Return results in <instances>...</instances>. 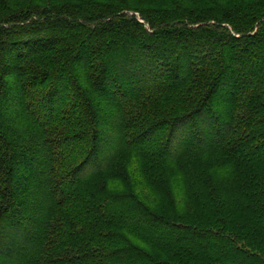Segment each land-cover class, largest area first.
<instances>
[{
	"label": "trees",
	"instance_id": "obj_1",
	"mask_svg": "<svg viewBox=\"0 0 264 264\" xmlns=\"http://www.w3.org/2000/svg\"><path fill=\"white\" fill-rule=\"evenodd\" d=\"M0 264H264V0H0Z\"/></svg>",
	"mask_w": 264,
	"mask_h": 264
}]
</instances>
